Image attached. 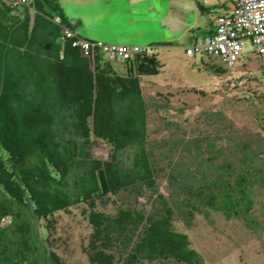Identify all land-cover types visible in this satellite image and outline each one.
<instances>
[{"label":"trees","instance_id":"16d2710c","mask_svg":"<svg viewBox=\"0 0 264 264\" xmlns=\"http://www.w3.org/2000/svg\"><path fill=\"white\" fill-rule=\"evenodd\" d=\"M33 7L30 22L28 7L0 4V216H11L10 231H19L22 249L29 248V226H14V221L26 218L24 210L38 219L45 240L43 220H50L55 211L85 200L93 205L96 198L139 183L156 192L146 147L147 105L138 76L117 74L111 61L101 64L104 57L86 56L71 40L63 41L53 16L72 30L77 19L70 22L62 16L58 0H35ZM138 60V74L158 73L154 55ZM95 139L110 146L109 159L91 156L89 145ZM238 148L237 169L224 161L217 174L203 173L197 182L182 175L177 194L186 196L169 200L157 193L153 212L128 207L111 216L91 210L89 260L113 264V249L122 247L126 264H203L187 235L173 228L172 216L177 210L189 224L194 210L207 217V208H212L226 218L248 219L252 187L264 183V169L254 162L255 152L247 151V144ZM8 235L3 229L0 240ZM27 260L4 257L2 262ZM45 260L61 264L51 250Z\"/></svg>","mask_w":264,"mask_h":264},{"label":"rangeland","instance_id":"374dc122","mask_svg":"<svg viewBox=\"0 0 264 264\" xmlns=\"http://www.w3.org/2000/svg\"><path fill=\"white\" fill-rule=\"evenodd\" d=\"M64 5L62 16L68 20L75 15L82 20L77 31L83 38L123 43V33L149 31V36L140 35L136 39L146 46L151 38L167 36L153 18L154 8L161 14L164 12L160 0L133 5L129 0H66ZM128 18L132 21L130 26L126 25ZM158 49L156 55L162 64L159 73L143 75L141 79L142 83L155 84L142 86V95L147 105L146 147L153 162L156 192L139 183L137 188L96 198L93 205L85 200L67 210L55 211L50 220H43L48 233L45 240L38 219L29 209L24 210L26 218L16 219L14 226L27 223L25 241L29 248L22 249L23 239L13 228L1 242L0 264H9L2 262L4 257L13 261L26 257L28 264H48L45 256L50 250L61 264H94L89 260L91 210L111 216L128 207L153 212L157 193L169 200L186 196L177 194V182L182 175L194 183L203 173L217 174L218 164L224 161L233 162L237 169V157L241 155L238 147L243 144L248 145L247 151L255 152L254 162L264 169V71L229 69L209 55L189 57L182 46ZM248 51L250 46L243 50ZM104 58L101 64L108 62ZM112 66L122 69L118 63ZM218 67L224 71H218ZM89 152L103 160L111 155L110 146L100 139L91 140ZM251 196L253 206L247 220L234 215L226 218L222 211L207 208V217L194 210L188 224L187 218L175 210L173 228L187 235L190 247L200 253L203 264H264V183L254 184ZM3 246L7 247L5 251ZM113 251L116 255L113 264H126L123 248ZM164 262L142 260L136 264L172 263Z\"/></svg>","mask_w":264,"mask_h":264},{"label":"built area","instance_id":"2783aa9c","mask_svg":"<svg viewBox=\"0 0 264 264\" xmlns=\"http://www.w3.org/2000/svg\"><path fill=\"white\" fill-rule=\"evenodd\" d=\"M35 0H0V4L14 8L26 6L33 12ZM61 27V39L71 40L86 56H102L111 62H123L141 55H153L150 45L105 43L81 37L77 31L61 25V18L53 16ZM250 46L251 51L243 52ZM187 56H212L218 58L229 69L246 68L264 71V0H228L215 17L214 32L197 37L185 46ZM12 223L8 215L0 216L1 231Z\"/></svg>","mask_w":264,"mask_h":264},{"label":"crops","instance_id":"0c3cea01","mask_svg":"<svg viewBox=\"0 0 264 264\" xmlns=\"http://www.w3.org/2000/svg\"><path fill=\"white\" fill-rule=\"evenodd\" d=\"M64 1L66 0H58L59 5L64 9ZM130 4L133 5L137 2L148 1V0H129ZM162 5H164V12L161 14L158 9L154 8V19L158 21L160 27L163 31H166L167 36L161 34V38H151L150 42L146 45L153 46L155 48V53L153 54L156 59L157 57V49L161 48H171V47H180L182 46L185 49V46L192 43L197 37H204L208 34L214 32L215 29V17L219 13V11L227 5L228 0H160ZM68 2V1H67ZM153 9V7H151ZM66 9V8H65ZM19 9H12V13L18 12ZM204 15L205 17H202ZM32 22L33 12L30 13ZM132 17V14L129 13V17ZM77 19V23L75 24V31H77V27L81 25L82 20L72 15L68 18V21L73 22ZM133 21V17L131 19ZM129 18L126 20V25L130 26L131 21ZM78 33V31H77ZM149 31L141 34L140 31H137L136 34L123 33V44H137L136 39L140 35L149 36ZM89 39V38H88ZM159 50V49H158ZM135 59L123 61V62H112L118 63L121 65L122 69H117L112 66L113 70L120 75L128 76V75H137L139 79L140 88L142 90V86L144 85H152L155 86L154 83L146 81L142 83L141 79L143 75L150 74H138L137 73V64L139 63L138 57ZM144 56V55H143ZM190 57V56H189ZM160 67L161 63L158 60ZM158 69V73L160 70ZM4 229V232H10V226ZM0 240V244H1Z\"/></svg>","mask_w":264,"mask_h":264},{"label":"clouds","instance_id":"9594fccd","mask_svg":"<svg viewBox=\"0 0 264 264\" xmlns=\"http://www.w3.org/2000/svg\"><path fill=\"white\" fill-rule=\"evenodd\" d=\"M34 8V7H33ZM31 12V11H30Z\"/></svg>","mask_w":264,"mask_h":264}]
</instances>
